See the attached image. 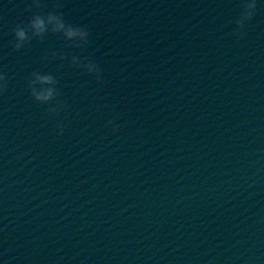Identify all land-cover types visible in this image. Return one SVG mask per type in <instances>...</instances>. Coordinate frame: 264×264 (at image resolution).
I'll return each mask as SVG.
<instances>
[{
	"label": "water",
	"instance_id": "95a60500",
	"mask_svg": "<svg viewBox=\"0 0 264 264\" xmlns=\"http://www.w3.org/2000/svg\"><path fill=\"white\" fill-rule=\"evenodd\" d=\"M242 2L41 0L89 44L16 51L33 13L0 0V264H264V0L237 38ZM33 72L57 79L58 116Z\"/></svg>",
	"mask_w": 264,
	"mask_h": 264
},
{
	"label": "clouds",
	"instance_id": "9594fccd",
	"mask_svg": "<svg viewBox=\"0 0 264 264\" xmlns=\"http://www.w3.org/2000/svg\"><path fill=\"white\" fill-rule=\"evenodd\" d=\"M43 5L41 0H28L24 11L33 13L27 22L16 24L12 29L14 36L13 48L19 51L29 44L33 39L43 41L48 33L56 34L62 37L70 48L83 49L89 44V30L85 26L72 25L65 21L63 13L59 11L60 5L53 3V11L43 13ZM33 9L41 10L33 12ZM257 9V0H243L241 11L238 19H236V30L234 35L237 38H242L243 29L249 22ZM47 22V23H46ZM53 26L49 27L48 25ZM59 55L61 61H68L70 66L82 69L91 76H94L97 82L103 83L102 69L96 61L88 57H80L78 55L69 56L66 53H57L56 51L49 52L44 60L55 59ZM58 81L54 75L50 73L33 72L28 80V88L33 99L44 105H49L47 113L52 116H58L64 107V101L58 99L60 91L57 88ZM8 80L5 74L0 73V94L7 90ZM114 124V121H109ZM63 124L58 123V134L63 133Z\"/></svg>",
	"mask_w": 264,
	"mask_h": 264
}]
</instances>
